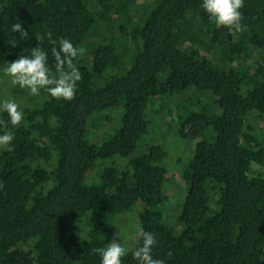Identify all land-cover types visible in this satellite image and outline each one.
<instances>
[{
  "label": "trees",
  "instance_id": "1",
  "mask_svg": "<svg viewBox=\"0 0 264 264\" xmlns=\"http://www.w3.org/2000/svg\"><path fill=\"white\" fill-rule=\"evenodd\" d=\"M201 4L0 0V76L36 45L58 74L53 39L86 50L72 100L27 93L24 120L6 125L0 264H100L134 208V235L152 231L165 264H264V0H244L239 33ZM170 137L190 147L181 171V158L167 163ZM177 174L184 186L169 193ZM133 244L123 264H136Z\"/></svg>",
  "mask_w": 264,
  "mask_h": 264
},
{
  "label": "clouds",
  "instance_id": "2",
  "mask_svg": "<svg viewBox=\"0 0 264 264\" xmlns=\"http://www.w3.org/2000/svg\"><path fill=\"white\" fill-rule=\"evenodd\" d=\"M244 0H202L201 7L208 14L209 20L218 26L234 29L239 33L246 30L247 25L242 23ZM11 32L18 33L21 40L28 38L27 30L22 22L11 24ZM52 37V33H47ZM54 45L51 49L55 59V67L58 74H51L48 66V52L36 45L31 47L27 55H18L12 61H7L3 72L8 75L11 83L25 89L31 95H39L41 90L46 91L51 97L64 100H72L76 94L78 81L81 80V72L73 62L74 58L85 53V48L76 46L66 38L60 37L51 40ZM58 43V47L55 45ZM9 45L16 47L17 40L9 41ZM21 52H25L21 49ZM0 113H7V120L0 119V150L12 147L14 132L6 129V125L19 126L24 120L23 111L14 98L0 99ZM137 246L132 249V256L136 264H165L164 260L152 255L153 247L158 243L156 235L152 231L140 227L135 232ZM100 253V264H123V257L129 249L117 241H113L105 248L97 249Z\"/></svg>",
  "mask_w": 264,
  "mask_h": 264
},
{
  "label": "rangeland",
  "instance_id": "3",
  "mask_svg": "<svg viewBox=\"0 0 264 264\" xmlns=\"http://www.w3.org/2000/svg\"><path fill=\"white\" fill-rule=\"evenodd\" d=\"M20 88L18 85H13L11 83V80L10 78L8 77V75L6 73H3L1 76H0V99H8V98H14V92ZM24 94H21L18 95V98H16L15 100L18 102L19 106L20 104H23L25 102L24 98L26 96V94L28 93L25 89H22L20 88ZM29 94V93H28ZM166 121V119H165ZM259 127L256 131H259L262 129L263 133H264V119L263 120H260L259 121ZM109 125V124H108ZM109 127V126H108ZM104 134V133H102ZM99 135H101V133H93L92 136L93 138H97ZM153 137V136H152ZM155 137V136H154ZM153 139L156 141L155 143H158V139L157 137H155ZM161 138H165L164 135L161 137ZM161 144H163L164 148L169 152V155L167 157V163L168 165L170 166L171 169H174L176 168L175 165H173V159L174 157L176 158H181V154H185L187 155V152H189L190 150V147L189 146H186L184 145L185 143H181L180 141H177L175 140V138H172L170 137L169 139H166V140H162L161 141ZM145 149H141V152H143ZM184 155V156H185ZM182 159V158H181ZM189 160L188 158H183L181 163H182V166L180 164V167H179V170L181 171L182 167H183V164H185V162ZM179 171V172H180ZM175 182H170L169 183V188L167 190V192H172V191H176L177 188H183L184 186V182L181 178V175H178L177 174V178H175ZM175 201H173L172 203L175 204L179 202V199L180 197L178 196H174L173 198ZM173 206V205H171ZM166 210V209H165ZM137 211L138 209L137 208H134V211L133 213L127 217V218H124L120 224H121V227L119 229H123L120 231V234L118 233V230L116 229V234H118L119 238H120V241H121V244H123L126 248H128L129 250L133 247V243H134V231L133 230V220H134V217H137L136 214H137ZM166 212V211H165ZM177 232V231H176Z\"/></svg>",
  "mask_w": 264,
  "mask_h": 264
}]
</instances>
